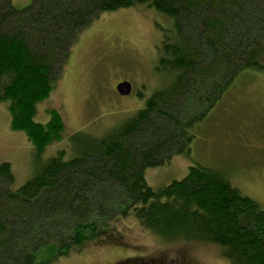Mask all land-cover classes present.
Instances as JSON below:
<instances>
[{"label":"trees","instance_id":"obj_1","mask_svg":"<svg viewBox=\"0 0 264 264\" xmlns=\"http://www.w3.org/2000/svg\"><path fill=\"white\" fill-rule=\"evenodd\" d=\"M130 7L173 23L155 66L167 82L122 124L102 136L74 132L67 148L42 160L61 141L64 123L57 109L37 122L36 105L50 96L86 25ZM263 43L264 0H32L22 9L0 0V101L37 163L19 186L11 165L0 163V264H52L128 217L161 242L209 243L229 264H264V207L221 169L196 163L156 189L144 179L145 168L188 149L194 125L239 70L262 67Z\"/></svg>","mask_w":264,"mask_h":264},{"label":"rangeland","instance_id":"obj_2","mask_svg":"<svg viewBox=\"0 0 264 264\" xmlns=\"http://www.w3.org/2000/svg\"><path fill=\"white\" fill-rule=\"evenodd\" d=\"M31 1L12 0V6L26 8ZM172 33L173 23L167 17L144 7L104 12L89 22L72 45L50 96L36 105L37 122L45 123L48 111L57 109L64 123L61 141L47 147L41 159L67 148L70 134L82 130L102 136L143 107L169 78L155 66L161 42ZM262 49L258 59L262 67L247 66L237 72L213 108L194 125L188 149L145 168L148 186L156 189L181 180L189 167L199 163L221 169L234 188L252 198L259 209L264 207V43ZM122 81L131 84L130 94L116 92ZM183 99L176 104L183 107L187 103ZM171 117L164 115L167 121ZM160 120L154 119V124L160 125ZM3 162L11 165L15 186L26 182L37 164L25 133L11 130L8 109L0 101ZM97 233L78 251L52 264H229L218 246L161 242L131 217L117 218Z\"/></svg>","mask_w":264,"mask_h":264},{"label":"water","instance_id":"obj_3","mask_svg":"<svg viewBox=\"0 0 264 264\" xmlns=\"http://www.w3.org/2000/svg\"><path fill=\"white\" fill-rule=\"evenodd\" d=\"M116 92H118L119 95L123 96V95H128L130 94V90H131V86L130 83L127 81H123L122 83L118 84L116 86Z\"/></svg>","mask_w":264,"mask_h":264}]
</instances>
